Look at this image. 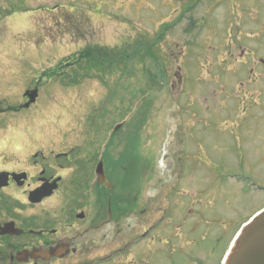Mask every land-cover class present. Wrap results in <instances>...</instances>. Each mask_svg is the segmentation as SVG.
<instances>
[{"label":"rangeland","instance_id":"rangeland-1","mask_svg":"<svg viewBox=\"0 0 264 264\" xmlns=\"http://www.w3.org/2000/svg\"><path fill=\"white\" fill-rule=\"evenodd\" d=\"M48 1L0 0V108L18 105L24 86L67 59V87L53 79L25 113L43 116L41 123L68 116L69 147L91 149L85 158L97 160L106 131L121 123L119 133L107 132L113 141L105 152L128 196L123 260L146 264L161 247L148 264H221L235 230L264 206L261 189L241 187L244 178L243 186L264 187V0H181L175 11L161 0H80L81 8ZM67 15L89 25L84 33L70 25L72 36L54 40L44 27L53 31L51 21L67 22ZM192 186L198 194L183 197L182 213L200 223L199 241L162 244L171 232L157 206L172 202L177 210V192L187 195Z\"/></svg>","mask_w":264,"mask_h":264},{"label":"flooded vegetation","instance_id":"flooded-vegetation-1","mask_svg":"<svg viewBox=\"0 0 264 264\" xmlns=\"http://www.w3.org/2000/svg\"><path fill=\"white\" fill-rule=\"evenodd\" d=\"M62 3L50 0L47 4L57 8ZM161 3L173 9L182 5L181 0ZM56 23L65 25L61 20ZM67 35L63 27L50 34L57 39ZM58 66L60 71L55 67L50 74L59 75L63 84L68 66L63 60ZM45 81L42 77L30 82L19 104L9 107L12 116L0 108V264H128L122 258L128 253V224H121L128 219V196L117 191L116 169L105 152L110 151L112 136L99 160L94 155L85 158L91 149L68 145V116H52L41 123L43 116L26 114L36 104L24 107L28 92L37 90L40 99ZM102 162L105 180L97 173ZM177 186L170 187L169 193H175ZM37 191L51 193L33 202L39 198L33 194ZM165 211L159 204L155 212L164 216ZM191 224L193 232L200 226L187 218L182 225L170 224L174 231L165 244L171 238L178 246L199 241L186 233ZM158 225L147 227L145 235ZM206 240V235L201 237L202 242ZM160 250L151 251L145 262H153L152 254Z\"/></svg>","mask_w":264,"mask_h":264},{"label":"water","instance_id":"water-1","mask_svg":"<svg viewBox=\"0 0 264 264\" xmlns=\"http://www.w3.org/2000/svg\"><path fill=\"white\" fill-rule=\"evenodd\" d=\"M35 99L36 92L30 103ZM226 264H264V213L244 229Z\"/></svg>","mask_w":264,"mask_h":264}]
</instances>
